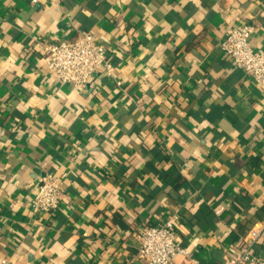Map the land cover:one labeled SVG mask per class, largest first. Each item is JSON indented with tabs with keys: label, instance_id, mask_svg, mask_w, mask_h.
I'll return each instance as SVG.
<instances>
[{
	"label": "crops",
	"instance_id": "0c3cea01",
	"mask_svg": "<svg viewBox=\"0 0 264 264\" xmlns=\"http://www.w3.org/2000/svg\"><path fill=\"white\" fill-rule=\"evenodd\" d=\"M244 23L264 51V0H0V259L146 264L139 230L172 214L175 264L236 254L264 218V85L220 47ZM84 31L114 75L61 84L43 43ZM49 172L60 204L34 213Z\"/></svg>",
	"mask_w": 264,
	"mask_h": 264
},
{
	"label": "built area",
	"instance_id": "2783aa9c",
	"mask_svg": "<svg viewBox=\"0 0 264 264\" xmlns=\"http://www.w3.org/2000/svg\"><path fill=\"white\" fill-rule=\"evenodd\" d=\"M254 26L244 23L226 30L220 41L221 49L259 85H264V51H258L250 42ZM47 52L46 65L61 84L85 86L96 72L103 69L113 76L114 63L107 54L106 45L90 31L81 32L76 38L47 40L43 43ZM120 82H118L119 84ZM63 190L59 177L46 173L39 179L38 190L30 203L34 213L56 209ZM224 207H219L220 213ZM179 214L145 225L138 233V257L146 264H175L174 256L186 253L178 236ZM264 234V218L255 223L244 236L240 249L225 264H264V255H259L255 245ZM0 264H17L8 257Z\"/></svg>",
	"mask_w": 264,
	"mask_h": 264
}]
</instances>
